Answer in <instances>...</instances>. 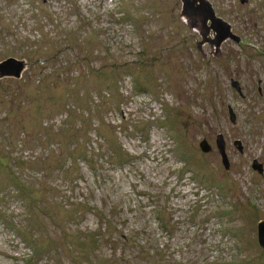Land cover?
Masks as SVG:
<instances>
[{"label":"rangeland","instance_id":"1","mask_svg":"<svg viewBox=\"0 0 264 264\" xmlns=\"http://www.w3.org/2000/svg\"><path fill=\"white\" fill-rule=\"evenodd\" d=\"M208 2L217 53L180 0H0V264H264V0Z\"/></svg>","mask_w":264,"mask_h":264},{"label":"water","instance_id":"2","mask_svg":"<svg viewBox=\"0 0 264 264\" xmlns=\"http://www.w3.org/2000/svg\"><path fill=\"white\" fill-rule=\"evenodd\" d=\"M245 1L246 0H241L242 3ZM180 3V14L183 21L188 24L190 28L197 31L202 39L201 43L208 44L215 53L219 51L221 44L228 39L233 40L235 43H239L240 39L232 35L230 26L220 18L216 17L208 0H180ZM26 66L25 61L14 58L1 61L0 81L10 78L16 80L20 79L22 74L26 71ZM233 86L237 88L236 85ZM228 111L230 113V110ZM230 117L232 119L233 116ZM215 145L222 163L225 169H227L228 166L223 152L224 143L222 141V136L219 135L216 137ZM200 148L205 153L210 151V147L206 141L200 143ZM255 169L259 173H262L261 165H258L257 167L255 166ZM257 240L264 250V220L257 224Z\"/></svg>","mask_w":264,"mask_h":264},{"label":"trees","instance_id":"3","mask_svg":"<svg viewBox=\"0 0 264 264\" xmlns=\"http://www.w3.org/2000/svg\"><path fill=\"white\" fill-rule=\"evenodd\" d=\"M98 74H100L99 72H98ZM4 80H6V79H4ZM10 111L9 110H6V114L7 113H9ZM19 113V112H18ZM9 126H13L14 127V129H15V126L14 125H9ZM10 151L7 153V154H9L10 155ZM3 157L1 158V156H0V162H2L3 163ZM19 162V161H18ZM23 163H21V162H19V164H17V165H20V167H23V165H22ZM47 171V169L46 170H43L42 171V173H43V175H44V173ZM42 177V176H41ZM28 179V178H27ZM21 188H23V192H25V190H27V193L29 192L30 193V190L28 189V187H27V189H26V187L24 186H22ZM42 211H47V205L46 204H44V206L42 207ZM51 213V212H50ZM55 216H57V215H55V214H49V213H47V217H49L48 219H52V222L54 223V221L56 220V218H55ZM56 225V224H55ZM23 235H25L23 232H21ZM112 247H114V246H112ZM115 262H116V264H117V262H118V260H115Z\"/></svg>","mask_w":264,"mask_h":264}]
</instances>
